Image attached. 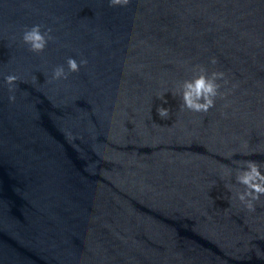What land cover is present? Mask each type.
Returning <instances> with one entry per match:
<instances>
[{
	"label": "water",
	"instance_id": "obj_1",
	"mask_svg": "<svg viewBox=\"0 0 264 264\" xmlns=\"http://www.w3.org/2000/svg\"><path fill=\"white\" fill-rule=\"evenodd\" d=\"M53 70L0 39V264H264V196Z\"/></svg>",
	"mask_w": 264,
	"mask_h": 264
},
{
	"label": "clouds",
	"instance_id": "obj_2",
	"mask_svg": "<svg viewBox=\"0 0 264 264\" xmlns=\"http://www.w3.org/2000/svg\"><path fill=\"white\" fill-rule=\"evenodd\" d=\"M130 0H109L110 7H124L129 4ZM51 29L47 31L41 30L40 25H33L31 28L25 29L22 35L23 42L29 46V50L35 53H41L46 48L48 42L53 39L50 35ZM86 60H81L77 63L76 59L68 58L67 66L68 72H78L81 65L86 64ZM210 63L216 65L218 60L216 57L210 58ZM191 79H185L178 83L172 95L175 97L179 95L181 103L179 108L181 111L188 110L193 113H207L216 105L217 97L223 99L226 93L221 92L222 85L218 81L223 80L224 84L228 83L223 71L211 70L203 65H196L192 68ZM67 74L63 66H57L53 70L52 79L59 80L66 79ZM17 77L15 75H8L5 77V82L10 86L16 83ZM164 93L159 98L163 100ZM11 101L15 100V96H10ZM164 103H167L165 100ZM157 113L162 119L170 118V109L165 107H158ZM240 167L235 173V183L243 186V190L235 188L229 182L225 187L231 192L235 188L234 196L231 199L238 200L248 211H255V204L264 196V172L261 168L264 163H259L253 160L237 161ZM231 170L228 169L226 176H230Z\"/></svg>",
	"mask_w": 264,
	"mask_h": 264
}]
</instances>
